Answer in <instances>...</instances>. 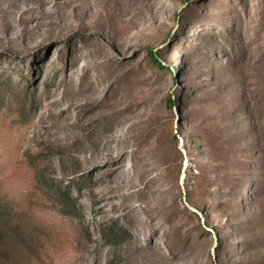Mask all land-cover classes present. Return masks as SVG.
<instances>
[{
  "label": "rangeland",
  "instance_id": "rangeland-1",
  "mask_svg": "<svg viewBox=\"0 0 264 264\" xmlns=\"http://www.w3.org/2000/svg\"><path fill=\"white\" fill-rule=\"evenodd\" d=\"M0 195L7 264H264V0H0Z\"/></svg>",
  "mask_w": 264,
  "mask_h": 264
},
{
  "label": "trees",
  "instance_id": "trees-1",
  "mask_svg": "<svg viewBox=\"0 0 264 264\" xmlns=\"http://www.w3.org/2000/svg\"><path fill=\"white\" fill-rule=\"evenodd\" d=\"M186 2H190L192 0H185ZM151 55H154L151 52ZM160 66H163L160 62L155 60ZM168 102L170 103V106L175 104V100L172 98H169ZM5 197L0 195V264H7L8 262L15 260V257H17L16 252H13L11 249V246L13 245V242L19 239V236L13 232V218L12 214L14 213V207L7 201L4 200ZM119 230L122 231V228ZM104 234L107 237L113 238L111 236V233L113 231V226H109L107 229H103ZM17 235V236H15ZM22 238V237H21ZM15 239V240H14Z\"/></svg>",
  "mask_w": 264,
  "mask_h": 264
}]
</instances>
